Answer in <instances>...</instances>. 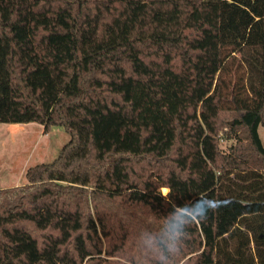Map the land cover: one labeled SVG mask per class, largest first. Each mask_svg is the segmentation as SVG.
<instances>
[{"label": "trees", "instance_id": "1", "mask_svg": "<svg viewBox=\"0 0 264 264\" xmlns=\"http://www.w3.org/2000/svg\"><path fill=\"white\" fill-rule=\"evenodd\" d=\"M0 123V264H264V0H0Z\"/></svg>", "mask_w": 264, "mask_h": 264}, {"label": "rangeland", "instance_id": "2", "mask_svg": "<svg viewBox=\"0 0 264 264\" xmlns=\"http://www.w3.org/2000/svg\"><path fill=\"white\" fill-rule=\"evenodd\" d=\"M239 58L227 70L234 82L244 78L245 68ZM3 128H7L6 123H0V188L24 184L29 167L53 161L71 138L61 126H53L48 133L37 123L27 125L23 131H1ZM259 132L264 143V128L260 127ZM226 145L224 141V149ZM162 191L167 194L168 188Z\"/></svg>", "mask_w": 264, "mask_h": 264}, {"label": "crops", "instance_id": "3", "mask_svg": "<svg viewBox=\"0 0 264 264\" xmlns=\"http://www.w3.org/2000/svg\"><path fill=\"white\" fill-rule=\"evenodd\" d=\"M7 128H3L1 131H9V132H16L18 130L23 131L25 130L27 125L36 124V123H29V124H18V123H6ZM38 124V123H37ZM41 125V124H40ZM43 126V125H42ZM44 127V126H43ZM25 169V168H24ZM25 171V170H24Z\"/></svg>", "mask_w": 264, "mask_h": 264}, {"label": "clouds", "instance_id": "4", "mask_svg": "<svg viewBox=\"0 0 264 264\" xmlns=\"http://www.w3.org/2000/svg\"><path fill=\"white\" fill-rule=\"evenodd\" d=\"M209 206H212V204L209 203Z\"/></svg>", "mask_w": 264, "mask_h": 264}]
</instances>
